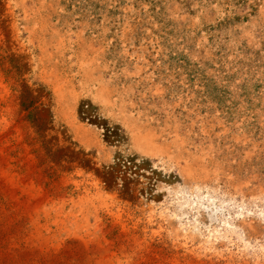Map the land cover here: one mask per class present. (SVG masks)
Returning a JSON list of instances; mask_svg holds the SVG:
<instances>
[{
  "label": "rangeland",
  "instance_id": "1",
  "mask_svg": "<svg viewBox=\"0 0 264 264\" xmlns=\"http://www.w3.org/2000/svg\"><path fill=\"white\" fill-rule=\"evenodd\" d=\"M0 264H264V0H0Z\"/></svg>",
  "mask_w": 264,
  "mask_h": 264
}]
</instances>
